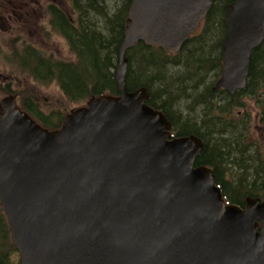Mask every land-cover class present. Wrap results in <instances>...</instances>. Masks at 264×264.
<instances>
[{"label":"water","instance_id":"water-1","mask_svg":"<svg viewBox=\"0 0 264 264\" xmlns=\"http://www.w3.org/2000/svg\"><path fill=\"white\" fill-rule=\"evenodd\" d=\"M213 0H131L118 52L119 94L91 97L53 130L0 99V205L20 264H264V202L222 198L203 142L128 91L126 50L176 53ZM215 89L246 86L264 40V0H234ZM2 30L3 28L0 27Z\"/></svg>","mask_w":264,"mask_h":264},{"label":"trees","instance_id":"trees-1","mask_svg":"<svg viewBox=\"0 0 264 264\" xmlns=\"http://www.w3.org/2000/svg\"><path fill=\"white\" fill-rule=\"evenodd\" d=\"M68 1L73 12L71 17L54 4L47 11L52 29L67 41L76 60L54 59L25 44L16 61L35 81H55L75 104H85L91 97L101 94H119L115 70L131 0ZM233 1L213 0L200 30L191 35L177 53H167L161 47L142 41L127 49L125 82L128 91L140 87L147 89L146 103L163 112L171 123L173 137L193 134L202 140L203 149L194 166L211 168L225 202L243 208L247 197L264 201V155L259 150L257 157L247 144L250 140L247 137L252 135L249 116L232 120L223 114L232 113L231 109L241 105L239 101L243 97H251L260 102L257 122L264 129V95L261 96L264 40L251 51L243 89L230 94L214 88L221 74V53L227 31L225 11ZM7 90L12 92L10 88ZM17 102L36 123L48 130L59 128L70 112L64 115L54 111L44 113L30 96H20ZM195 104L202 108L206 104V109L218 108L222 114L210 113L212 116L208 119V113L197 117L191 115L190 109L186 114L181 112ZM0 264H20L19 252L11 240L1 205Z\"/></svg>","mask_w":264,"mask_h":264},{"label":"rangeland","instance_id":"rangeland-1","mask_svg":"<svg viewBox=\"0 0 264 264\" xmlns=\"http://www.w3.org/2000/svg\"><path fill=\"white\" fill-rule=\"evenodd\" d=\"M13 1L17 2V0ZM34 1L37 3H31L30 6H35L36 11L44 14L43 18L37 19V25L33 26L36 29L40 27L41 35L38 33L41 36L40 38H36L39 36H35L36 33L30 35V32H33L32 25L29 23L31 19L27 22L24 20L16 22L15 20L11 23V29L9 28L7 30V28L4 27L3 30H0V99L9 93L15 95L17 101L20 96H30L36 99V102L44 113L54 111L56 113L61 112L64 115L71 108L79 105V103L75 104L70 102L55 81L49 83L35 81L25 69H22L16 59L19 55V51L27 44L39 49L41 53L46 56H52L54 59L67 62L75 61V54L69 49L67 41L56 33V31L53 30V34L50 32L52 29L49 23L47 5L45 4L52 3L57 5L62 8L65 13H69V16L73 15L72 8L68 0H32V2ZM9 8L11 7L7 4L6 0H0V10ZM199 30L200 28L197 31ZM208 80H210V78H208ZM7 88H10L12 92H8ZM199 91L200 90H197V92ZM261 91V96H263L264 87L261 88ZM190 94L193 93L190 92ZM250 98L251 97L248 96L243 97L239 101L241 105H235L234 110L230 108L232 113L223 115L232 118V120L233 118H239V120H241L243 117H246L243 115L249 116L250 133H252V135L247 137L250 139L247 141V144L251 145V149H253L255 154H258V156H256L259 157V150H261L264 155V129L260 127L257 122L260 116V102ZM207 107L208 105L206 104L203 108L195 104L191 107L188 106V108L181 112L186 114L187 110L190 109L192 110L191 115H196L197 117H201L200 115L203 116L208 113L206 115L208 119H211L212 114L210 113H221L218 108L206 109Z\"/></svg>","mask_w":264,"mask_h":264},{"label":"flooded vegetation","instance_id":"flooded-vegetation-1","mask_svg":"<svg viewBox=\"0 0 264 264\" xmlns=\"http://www.w3.org/2000/svg\"><path fill=\"white\" fill-rule=\"evenodd\" d=\"M6 2H7V4L10 5L11 8L0 10V27H2V28L5 27L8 30L9 28L11 29V23L15 20H16V22H21L23 20L25 22H27V21H29V19H31L29 21V23L32 25L33 32H30V35H33L35 33H36L35 36H38L39 34L41 35L40 27H37V29L35 27H33V26L37 25V19H39V18L41 19L44 17L43 13L36 11L35 6H30L31 3H33V4L37 3L36 1L32 2V0L31 1L17 0V2H14L13 0L12 1L6 0ZM45 5H47V9H48V7L53 5V4L52 3H46ZM66 15L69 16V13L66 12ZM69 17H71V16H69ZM51 29H52V27H51ZM0 30H2V29L0 28ZM50 32L52 33L53 29ZM40 35L36 38L37 39L40 38L41 37ZM32 99L38 105V103L36 102V99L35 98H32ZM16 102H17V100H16Z\"/></svg>","mask_w":264,"mask_h":264}]
</instances>
